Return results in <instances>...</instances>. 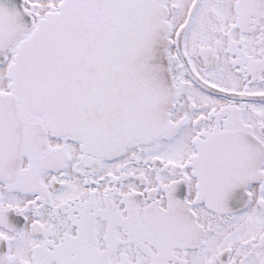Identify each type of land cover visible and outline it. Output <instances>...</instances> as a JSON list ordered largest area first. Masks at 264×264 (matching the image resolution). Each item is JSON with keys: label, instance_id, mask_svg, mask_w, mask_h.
I'll list each match as a JSON object with an SVG mask.
<instances>
[{"label": "snow or ice", "instance_id": "obj_1", "mask_svg": "<svg viewBox=\"0 0 264 264\" xmlns=\"http://www.w3.org/2000/svg\"><path fill=\"white\" fill-rule=\"evenodd\" d=\"M0 264H264V0H0Z\"/></svg>", "mask_w": 264, "mask_h": 264}]
</instances>
